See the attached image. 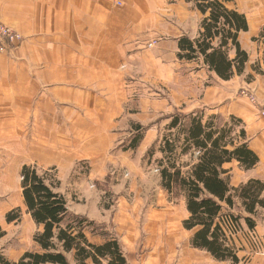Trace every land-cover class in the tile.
<instances>
[{"label":"crops","instance_id":"obj_1","mask_svg":"<svg viewBox=\"0 0 264 264\" xmlns=\"http://www.w3.org/2000/svg\"><path fill=\"white\" fill-rule=\"evenodd\" d=\"M228 7L248 21L249 31L239 35V42L249 61L243 75L211 81L201 62L177 58L179 40L197 39L204 19L185 0H0V19L24 38L13 54L0 56V126H6L7 139L22 141L21 166L65 177L85 166L91 182L140 172L145 152L161 135L158 124L167 127L170 121L159 122V114L174 112L171 103L151 92L164 88L183 110L191 107L193 95L183 80L187 70L179 72L184 67L193 70L188 80L197 81L189 86L202 88L195 98L197 110L205 106L242 120L250 148L260 159L250 171L236 162L227 164L231 185L264 178V117L239 96L242 90L253 91L264 107V0H234ZM230 58H235L234 50ZM206 80L212 83L206 85ZM129 93L149 96L136 100ZM133 125L146 128L143 140L136 150L123 151ZM126 216L120 210L112 223H122ZM117 223L113 232L129 264H231L190 244L140 246L141 232L123 233L124 226ZM233 238L239 264H264V214L254 231L244 228Z\"/></svg>","mask_w":264,"mask_h":264},{"label":"trees","instance_id":"obj_2","mask_svg":"<svg viewBox=\"0 0 264 264\" xmlns=\"http://www.w3.org/2000/svg\"><path fill=\"white\" fill-rule=\"evenodd\" d=\"M233 1L185 0L204 19L197 39L179 40L177 58L201 62L211 73L210 80L230 81L241 76L249 61L239 42L249 24L244 15L228 7ZM233 50L235 58L231 59ZM169 119L159 147L161 186L171 200L185 202L187 218L182 225L192 233L191 247L209 253L216 261L239 264L233 237L244 229L243 223L254 231L259 213H264V178H252L235 188L231 170L225 169L235 162L245 171L260 164L244 123L234 116L228 120L219 114L207 116L205 110L177 113ZM135 129L139 134L131 138L125 151L136 150L143 139L146 129L139 125ZM154 155L152 148L148 157ZM185 157L189 163H183ZM20 179L26 211L40 228L34 238L37 250L25 252L16 261L0 252V264H129L116 234L105 224L73 213L66 197L33 166L23 165ZM21 218L22 211L15 209L7 213L6 223H18ZM5 236L0 224V240ZM96 237L102 242L94 243Z\"/></svg>","mask_w":264,"mask_h":264},{"label":"rangeland","instance_id":"obj_3","mask_svg":"<svg viewBox=\"0 0 264 264\" xmlns=\"http://www.w3.org/2000/svg\"><path fill=\"white\" fill-rule=\"evenodd\" d=\"M118 3L116 2L115 4ZM123 6V3L122 6L117 5L119 8ZM151 44L154 46L156 42ZM148 48L150 49L152 47L148 46ZM193 63L200 65L198 62ZM182 69L187 70L185 72L186 77L183 80L187 85V89H191L187 94L193 95V98H191L192 102H190L191 107L189 106L190 108L188 110H183L181 105L178 104L179 101L175 99L171 101L169 93H166L164 88L158 87L157 90L151 92V95L159 101L166 100L168 104L171 103L174 106L173 114H189L197 111L199 107L197 104L198 101L195 98L200 96L202 88L197 87L196 89L195 86H189V84L195 85V82H197L196 80L194 82L187 78L189 76L188 74L193 70L183 67L179 69L182 75L184 72ZM203 83L210 85L212 82L206 80ZM179 84H182L180 80ZM127 95L130 99L145 100V98H148L149 93H129ZM208 108L203 106L201 109L207 112V116L214 114L211 113L212 109ZM168 113L159 114V122L169 119L173 115L172 113ZM223 118L228 120L226 117ZM165 124L162 127L158 124L161 135L145 152L142 168L138 173L124 174L120 172L119 176L112 174L113 177H110L111 180L92 182L88 180L89 172L85 166L80 172L72 173L68 177L63 176V174L55 170L41 171L40 174L44 175L50 183L57 187V192L67 198L69 208L72 212L84 215L88 219H93L98 222H106L108 224L106 226L112 232L118 229L119 225L117 222L120 223V221H116L115 224L112 223L113 219L122 210L129 217L126 216L122 219L123 222L120 224L124 226V229L121 232L130 233L131 230L141 232V239L138 244L140 246L149 245L150 248H157L161 245L173 244L175 247L180 248L181 246L190 244L192 233L184 230L182 225L183 221L187 218L185 202L179 198L171 200L169 194L161 186L158 160L161 159L159 147L166 133ZM133 126L132 136L121 145V150L123 151H125L124 148L128 147L131 138L139 134L135 129L136 125ZM142 128L146 129L145 127ZM6 131V126L1 125L0 224L6 232V236L0 240V252L8 259L16 261L25 252L37 250L34 238L40 232V228L27 213L23 202L20 179L21 165L24 161L22 141L7 139L5 135ZM152 148H154L155 155L153 158H149L148 151ZM189 162V158H183L184 164ZM117 179L123 181L117 183ZM15 209L22 211L21 221L8 225L6 223V215ZM263 214L262 212L259 213L257 219L258 225L263 220ZM242 228L247 229L244 223Z\"/></svg>","mask_w":264,"mask_h":264},{"label":"built area","instance_id":"obj_4","mask_svg":"<svg viewBox=\"0 0 264 264\" xmlns=\"http://www.w3.org/2000/svg\"><path fill=\"white\" fill-rule=\"evenodd\" d=\"M117 5L122 6V2H119ZM23 42V36L0 19V56H8L13 54L16 49L22 46ZM239 94L242 98H245L254 107H256L259 111V114L264 117V107L260 104L256 94L253 91L242 90Z\"/></svg>","mask_w":264,"mask_h":264}]
</instances>
